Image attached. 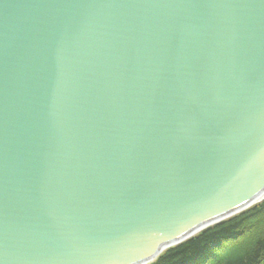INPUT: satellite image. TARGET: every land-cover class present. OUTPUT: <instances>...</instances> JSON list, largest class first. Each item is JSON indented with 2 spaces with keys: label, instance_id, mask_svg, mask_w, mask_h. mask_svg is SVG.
Masks as SVG:
<instances>
[{
  "label": "water",
  "instance_id": "obj_1",
  "mask_svg": "<svg viewBox=\"0 0 264 264\" xmlns=\"http://www.w3.org/2000/svg\"><path fill=\"white\" fill-rule=\"evenodd\" d=\"M264 199V0H0V264H149Z\"/></svg>",
  "mask_w": 264,
  "mask_h": 264
},
{
  "label": "trees",
  "instance_id": "obj_2",
  "mask_svg": "<svg viewBox=\"0 0 264 264\" xmlns=\"http://www.w3.org/2000/svg\"><path fill=\"white\" fill-rule=\"evenodd\" d=\"M150 264H264V200L166 250Z\"/></svg>",
  "mask_w": 264,
  "mask_h": 264
}]
</instances>
